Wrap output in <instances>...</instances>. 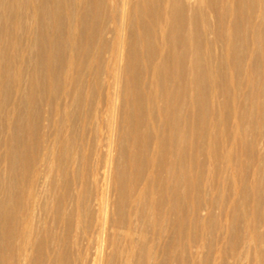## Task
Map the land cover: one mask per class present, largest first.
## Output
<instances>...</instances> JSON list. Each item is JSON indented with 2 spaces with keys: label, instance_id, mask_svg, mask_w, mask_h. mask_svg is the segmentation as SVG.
<instances>
[{
  "label": "bare ground",
  "instance_id": "bare-ground-1",
  "mask_svg": "<svg viewBox=\"0 0 264 264\" xmlns=\"http://www.w3.org/2000/svg\"><path fill=\"white\" fill-rule=\"evenodd\" d=\"M0 264H264V0H0Z\"/></svg>",
  "mask_w": 264,
  "mask_h": 264
}]
</instances>
